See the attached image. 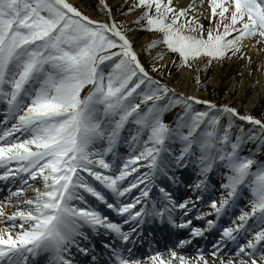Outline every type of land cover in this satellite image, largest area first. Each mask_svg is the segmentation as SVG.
Here are the masks:
<instances>
[{"label":"snow or ice","instance_id":"1","mask_svg":"<svg viewBox=\"0 0 264 264\" xmlns=\"http://www.w3.org/2000/svg\"><path fill=\"white\" fill-rule=\"evenodd\" d=\"M124 5L0 0V264H264V116L187 90L264 52V0Z\"/></svg>","mask_w":264,"mask_h":264},{"label":"bare ground","instance_id":"2","mask_svg":"<svg viewBox=\"0 0 264 264\" xmlns=\"http://www.w3.org/2000/svg\"><path fill=\"white\" fill-rule=\"evenodd\" d=\"M82 2L85 7L82 10H85L96 17V11L93 9V5L96 3V0H79ZM107 2L113 7V11L116 12V9L120 7L122 0H107ZM191 0H174V4L178 3L181 6H187ZM196 3L199 4L200 0H196ZM207 8V5H204V9ZM203 10V9H202ZM131 18V17H130ZM129 18V19H130ZM138 44L145 43L148 40V35L140 33L137 36ZM260 46H257V48ZM257 48H251L248 51V55L252 58V64L249 66L247 59H241L242 67L239 71V75H236V68L238 65L237 60H233L229 63L225 62L223 65H214L213 73L208 81V84L217 89V94L220 96L224 103L231 104V106L236 107L241 113L245 111L253 112L264 104V77L262 74V69L259 68L254 72H250L255 61L259 62V65L264 62V52L258 51ZM251 73V75L249 74ZM259 81V83H257ZM255 85V87H253ZM253 87V88H252ZM236 90V94L231 96L232 90ZM190 93H196L197 87L193 81L189 84L187 89ZM224 92L223 94L221 92ZM200 96H204V92L198 93ZM242 205H244L242 203ZM247 210V209H246ZM196 226H201L199 221H194ZM207 239H196L193 241V245L188 246L185 249H176L178 254H184L187 257L191 258L195 255L197 248H205L207 258L211 259L210 251L211 244L218 237L211 233L206 234ZM151 239H154L156 242L161 245L164 241L175 244L177 239L188 238V233L186 230H171L169 228L157 226L153 229V235L150 236ZM94 239L102 242L104 237H94Z\"/></svg>","mask_w":264,"mask_h":264},{"label":"rangeland","instance_id":"3","mask_svg":"<svg viewBox=\"0 0 264 264\" xmlns=\"http://www.w3.org/2000/svg\"><path fill=\"white\" fill-rule=\"evenodd\" d=\"M121 10L126 11L127 10V5H124L123 9H120V7H118L116 9V12L115 13H116L118 19H124V17H122V16L119 15V11H121ZM204 23L207 26L208 21L205 20ZM143 58L144 57H142V59ZM233 60H237L238 61V65H237V68H236V75L238 76L239 75V71H240V69L242 67V61H241V59H233ZM229 62H231V61H229ZM229 62H227V63H229ZM170 66L171 65L169 64V67ZM259 66H260L259 65V62L255 61L253 63V65H252V67L250 68V72H254L255 70H258L259 69ZM212 73H213V67L208 70V72L206 74V77H205V83H206V86H207V90L205 91L203 88H201L195 94L199 95L198 93L204 92L205 94H204V96H202L203 98L210 99V100H213V101H216L218 103H222L223 104L224 101H223V99L220 96H218L217 89L215 87H213V86H211V85L208 84V81H209ZM262 74H263V77H264V69H262ZM193 83L195 84L194 80H193ZM221 93L223 94L224 92L222 91ZM235 94H236V90L233 89L232 92H231V96H234ZM245 112H247V111L244 110L243 113H245ZM247 113L251 114L252 116H254L256 118H260V117L264 116V104H262L255 111H253V112H247ZM246 127H250V126H247L246 125ZM183 179L186 180V181H190L191 179H194V175L190 171L185 172L183 174ZM213 181L218 184L219 183V177L216 176V175H214L213 176ZM183 191H184L183 188H181V194H183ZM241 209H244V205H242V203L240 204V206L238 208L234 209V211L238 215ZM244 210H246V209H244Z\"/></svg>","mask_w":264,"mask_h":264},{"label":"trees","instance_id":"4","mask_svg":"<svg viewBox=\"0 0 264 264\" xmlns=\"http://www.w3.org/2000/svg\"><path fill=\"white\" fill-rule=\"evenodd\" d=\"M169 68H171V66ZM172 71H175V69H172Z\"/></svg>","mask_w":264,"mask_h":264}]
</instances>
